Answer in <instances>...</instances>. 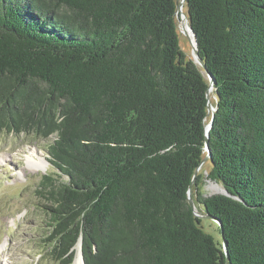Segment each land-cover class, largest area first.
Segmentation results:
<instances>
[{"label": "trees", "instance_id": "trees-1", "mask_svg": "<svg viewBox=\"0 0 264 264\" xmlns=\"http://www.w3.org/2000/svg\"><path fill=\"white\" fill-rule=\"evenodd\" d=\"M179 2L0 0V133L51 141L36 195L54 264L79 241L84 264H264V0H184L209 94ZM210 122L207 179L233 198L192 184Z\"/></svg>", "mask_w": 264, "mask_h": 264}, {"label": "rangeland", "instance_id": "rangeland-1", "mask_svg": "<svg viewBox=\"0 0 264 264\" xmlns=\"http://www.w3.org/2000/svg\"><path fill=\"white\" fill-rule=\"evenodd\" d=\"M182 11L185 13V8ZM177 28L180 47L193 60L180 20ZM50 143L33 136L0 133V264H54L41 249L47 218L42 210L43 200L36 195L41 177L55 172L48 162ZM29 157L34 161L41 159V168L29 167ZM208 172L207 163L198 171L202 178L198 189L206 197L214 195L212 182L207 179ZM194 206L200 215L202 230L215 242H220L218 226L205 218L201 205L194 203Z\"/></svg>", "mask_w": 264, "mask_h": 264}, {"label": "water", "instance_id": "water-1", "mask_svg": "<svg viewBox=\"0 0 264 264\" xmlns=\"http://www.w3.org/2000/svg\"><path fill=\"white\" fill-rule=\"evenodd\" d=\"M183 6H184V0H181L178 3V11H177L178 16H179L178 19L181 21L182 27H183V33H184V35L186 36V38L188 39V41L190 43V46H191V49H192V55H193L194 62L197 64V66L202 70V73L204 75H206L207 78H208V80H209V89H208V94H209V92H211V90H212L213 78L207 72L206 67H205V65L203 63V60L199 56V52H198V48H197V44H196V38H195V35L193 33L192 27L190 25V21L188 19V15L185 14L182 11ZM209 110H210V112L212 114L215 111L212 106H209ZM210 128H211V122L209 124H207L206 127H205V137L206 138H205V149L204 150L207 153V155L202 160V162L200 163L199 167L196 169V171L194 173V176H193L192 184H193V182L195 180V177L197 175V172H198L199 168L210 158V151H209V148H208V141H209L208 132H209ZM192 184L189 186L188 191H187V200H188L189 206L192 209L193 215L196 218H200V215H199V213L196 212L194 203H193L192 198H191V195H192V192H191ZM212 185H213V189H214V193H213L214 195H223V196H226V197H232L231 195H229L226 192V190L224 188H222L218 184L212 182ZM205 218L208 219V220H211V221L215 222L216 224H218L221 227L220 221H218L214 217H212V216H210L208 214H205ZM79 244H80V255H81V258H82V254H81V242L80 241H79ZM222 248H223V250L225 252L226 257H228L227 247H226L225 242H223ZM82 262H83V259H82Z\"/></svg>", "mask_w": 264, "mask_h": 264}, {"label": "bare ground", "instance_id": "bare-ground-1", "mask_svg": "<svg viewBox=\"0 0 264 264\" xmlns=\"http://www.w3.org/2000/svg\"><path fill=\"white\" fill-rule=\"evenodd\" d=\"M32 157H29L28 158V166L30 165L29 167H31V168L33 167L34 170L40 169L41 168V163H42L41 159H38V161H34ZM79 246H80V244L78 243V245L76 247V255H75V258L73 260L74 261V264H83L81 255L79 253V250H80L79 249L80 248Z\"/></svg>", "mask_w": 264, "mask_h": 264}]
</instances>
